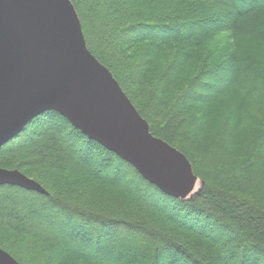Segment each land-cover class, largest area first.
I'll use <instances>...</instances> for the list:
<instances>
[{
  "label": "trees",
  "instance_id": "trees-1",
  "mask_svg": "<svg viewBox=\"0 0 264 264\" xmlns=\"http://www.w3.org/2000/svg\"><path fill=\"white\" fill-rule=\"evenodd\" d=\"M69 1L88 51L200 192L162 193L46 112L0 148V168L46 191L0 187V248L19 264H264V0Z\"/></svg>",
  "mask_w": 264,
  "mask_h": 264
},
{
  "label": "water",
  "instance_id": "water-1",
  "mask_svg": "<svg viewBox=\"0 0 264 264\" xmlns=\"http://www.w3.org/2000/svg\"><path fill=\"white\" fill-rule=\"evenodd\" d=\"M55 112L162 193L185 200L201 182L175 148L154 137L111 73L88 51L69 0H0V148ZM46 194L17 170L0 187ZM2 264H19L0 249Z\"/></svg>",
  "mask_w": 264,
  "mask_h": 264
},
{
  "label": "rangeland",
  "instance_id": "rangeland-1",
  "mask_svg": "<svg viewBox=\"0 0 264 264\" xmlns=\"http://www.w3.org/2000/svg\"><path fill=\"white\" fill-rule=\"evenodd\" d=\"M254 53L256 54L255 56H264V53H262L261 52V50L259 49V48H256L255 49V51H254ZM254 56V55H253ZM102 65V64H101ZM107 69V68H106ZM25 129V128H24ZM21 134V133H20ZM19 134V135H20ZM18 135V136H19ZM13 140V139H12ZM11 140V141H12ZM9 143V142H8ZM5 146V145H4ZM110 165V164H109ZM114 165V164H113ZM110 167H111V165H110ZM102 169V168H101ZM106 169H107V167H106ZM7 170H17V169H7ZM103 170V169H102ZM18 171V170H17ZM20 172V171H19ZM20 173H22V172H20ZM23 174V173H22ZM24 175V174H23ZM26 176V175H25ZM51 177V176H50ZM28 178V177H27ZM51 178H53V177H51ZM53 179H56V178H53ZM198 189V186H196V188H195V192L197 193V190ZM199 189H200V186H199ZM195 192H193L187 199H191V198H193L196 194H194ZM186 200V199H185ZM178 215H180V214H178ZM188 218L190 217V219L192 218L194 221L193 222H190L193 226H197L199 229H211L212 227H210L211 225H209L208 224V222L206 221V218H201V219H197L196 217H191V214H189L188 213ZM188 222H189V220H187ZM190 224V225H191ZM212 226H214V225H212ZM215 231H214V233L215 234H217V233H219L220 232V228H219V225H215ZM1 249V248H0ZM3 250V249H2ZM22 250V249H21Z\"/></svg>",
  "mask_w": 264,
  "mask_h": 264
},
{
  "label": "snow or ice",
  "instance_id": "snow-or-ice-1",
  "mask_svg": "<svg viewBox=\"0 0 264 264\" xmlns=\"http://www.w3.org/2000/svg\"><path fill=\"white\" fill-rule=\"evenodd\" d=\"M0 264H2V261H0Z\"/></svg>",
  "mask_w": 264,
  "mask_h": 264
}]
</instances>
